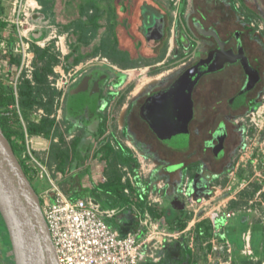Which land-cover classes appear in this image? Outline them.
I'll return each mask as SVG.
<instances>
[{"label": "flooded vegetation", "instance_id": "obj_1", "mask_svg": "<svg viewBox=\"0 0 264 264\" xmlns=\"http://www.w3.org/2000/svg\"><path fill=\"white\" fill-rule=\"evenodd\" d=\"M147 4L149 9L142 10L141 14V48L138 49L136 40L132 41L133 50L121 44L133 59L139 56L135 52L144 53V47L158 58L167 40L166 10L155 2ZM223 7V0H193L190 26L185 31L193 48L185 57L193 55L194 60L184 72L161 77L137 96L127 98L130 104L123 116L124 128L138 149L146 156L156 158L164 175L171 172L170 167H176V176L185 178L197 195L211 190L213 180L230 173L235 166L237 153L246 147L245 129L236 119L247 116L259 104L264 91V45L254 27L245 23L234 7L229 11H223ZM252 10L264 17V5L255 4ZM162 27L164 30L160 35L158 29ZM212 29L217 31L218 37L202 32ZM204 41V46L198 49ZM220 52L228 61L221 69L204 73L199 78L191 94L194 115L188 123V133L182 134L173 120L176 105L182 100L178 81L186 71ZM67 56L65 72L69 75L72 69L75 70L71 71L60 97L63 109L57 120L63 123L65 139L69 143L79 141L81 163L85 164L94 160L89 157L91 154L101 149L107 151L109 144L116 145L114 131H106V127L111 111L117 102L124 101L132 82L122 83L125 72L104 61L80 62L70 67ZM179 64L178 56L172 61L152 64L148 70L161 71ZM248 86L251 87L246 90ZM102 128H105L103 133ZM51 137L53 142L59 141V137ZM212 225L205 220L197 227L209 232Z\"/></svg>", "mask_w": 264, "mask_h": 264}, {"label": "rangeland", "instance_id": "obj_2", "mask_svg": "<svg viewBox=\"0 0 264 264\" xmlns=\"http://www.w3.org/2000/svg\"><path fill=\"white\" fill-rule=\"evenodd\" d=\"M13 1L14 0H2L5 6V10L1 12L2 15L10 11ZM51 1L54 5V12L46 17L44 14H41L40 19L33 17L30 23L25 27L27 29L32 51L33 44L39 45L38 42L44 43L46 41L47 45L42 48L51 47L52 51L58 56L59 62L55 64V70L56 68L59 69L61 66L65 68V58L71 53L72 46L76 42L75 35L72 32L71 34L65 31L63 26L79 17L80 0H60L61 6L64 7L62 11L55 10L56 0ZM152 1L162 5L168 14L169 32L165 45L160 51L158 58H155V53H151L152 50L145 47V54L143 53L146 55L145 57H143L141 51L135 52L136 55L139 53V56H136L135 59L126 58L119 52H114L109 55L99 53L93 57H84L81 62L87 63L99 58V61H104L110 64L114 69L125 72L122 83L132 82L131 86L126 91L124 101L117 102L114 110L111 111V119L106 127V131H114L116 146H119V144L132 146L134 152L141 158L143 178L151 182L154 188L152 199L155 200V203L159 204V207L157 206L154 208L158 212H164L171 208L170 200L172 196H166L163 193L165 179L158 173H155L156 169L159 168L157 166L158 162L156 158L146 156L142 150L138 149L131 134L124 128L125 123L123 121V116L128 104H130V102H127V98L129 99V97L137 96L150 83L161 79V77L176 76L184 72L194 60L195 56L193 55L189 58H184V56L192 50L193 42L188 38L182 26V22L179 21L178 18L179 11L183 9V16L188 21L193 0H187L185 4H182L181 0ZM99 2L101 4H107L109 0H98V3ZM223 3L225 6L223 7V11H229L231 7H234L235 10H237L238 16L245 23L254 27L255 34L258 35V38L264 45V17L259 16L252 10L255 4L263 6L264 0H223ZM147 9H149L148 4L143 6L144 12ZM101 10L106 11L104 8H101ZM91 12H94L93 8ZM107 14L108 13H106L103 18V21L107 22V25H109L110 22L108 21ZM16 28V26L10 28L8 32L6 31V34L8 33L11 38L14 39L16 36ZM53 31L57 33L58 37L48 41ZM109 32L107 26H103L94 43L99 44L102 38ZM205 43L206 41L200 43L198 49L202 48ZM123 44L125 48L133 50V43L128 39ZM178 56L181 61L177 66H173L169 69L165 67L161 71L157 70L152 72L148 70L152 64H161L168 60L172 61L174 58H178ZM2 59L3 58H0V82H3L6 86L15 88L13 76H16V68L10 70L8 66L3 64ZM54 75H56V73L51 76ZM60 105H62L63 109V104ZM236 122L243 125L245 129L246 147L237 153L235 166L231 169L230 173L216 179L214 183L215 187L213 188L215 192L211 194L212 196L210 198L195 203V206H189L187 211L182 214L183 220L178 224V228L171 222L170 224L172 225H169L168 229L171 233L178 232L183 229V227L189 226V223L194 219L196 214L200 216L202 212L204 215L206 214L205 216L207 218H209V216H216L219 209L226 210V213L233 214L236 218H241L243 214H248L250 216V222L247 225L242 223L237 226L234 222L229 225V229L232 232L231 234L235 235L237 242L241 244V246H239L241 248L240 250L235 251L233 255L231 253V261L232 264H234L233 260L236 258L238 264H264V91L259 97V104L254 107L247 116L237 118ZM38 156L42 163L47 165L52 178L57 179L61 176L57 169H55L56 163L51 159V155L43 153ZM99 159L101 162L103 158L100 156V158H95L93 160L92 165L94 167L99 163ZM121 170H123L121 171L122 173L126 172L124 168H121ZM82 173V171L79 172L78 180H82L83 176H85H82ZM95 174L97 175L95 179H98L99 171H96ZM126 177L127 175L125 178ZM30 178L40 196L50 188V182L47 178H34L32 175H30ZM85 180L88 181V177H85ZM90 181L91 183L94 181L92 176H90ZM59 186L65 191H68V188L71 186V181L68 178H64L59 182ZM90 188H93V185H90ZM74 197H76V195ZM241 219L245 220L243 218ZM8 239L9 238L0 235V264L12 263L5 259L3 253V248L6 247L5 244H9ZM249 242L253 245L251 253L246 247ZM227 255L230 254L228 253Z\"/></svg>", "mask_w": 264, "mask_h": 264}, {"label": "trees", "instance_id": "obj_3", "mask_svg": "<svg viewBox=\"0 0 264 264\" xmlns=\"http://www.w3.org/2000/svg\"><path fill=\"white\" fill-rule=\"evenodd\" d=\"M182 1L184 4L187 2V0ZM40 2L43 5V9L34 15L36 19H40L41 14H44L46 17L54 12V5L51 0H40ZM92 8L94 12H91ZM79 9V17L63 26L65 31L72 32L76 37V42L72 46L71 53L67 56L70 67L79 64L84 57H93L99 53L109 55L114 52H119L122 53L124 57L133 59L127 50L121 48L123 42L120 41L118 32L122 29V26L119 22H112L110 19L108 20L110 24L107 25V22L103 21V11L95 1L86 5L80 3ZM4 10L5 6L2 0H0V29L5 28L7 25L2 19L1 12ZM103 26H107L110 32L102 38L99 44H95L94 41L99 36V31ZM124 28L127 30L129 36L137 41L138 38L132 32L133 26L127 24ZM137 45L138 49H140L141 42L138 41ZM33 51L35 53V58L32 78H29L26 73H23L17 86L18 104L20 106L21 115L26 123V128L30 136L41 135L50 137L52 135L54 137H59L58 142L52 143L51 159L57 164V170L63 177L71 181L68 192L79 193L77 169H79L82 159L81 146L78 140L69 143L65 139V131L62 128L63 123L58 121L56 117L62 93L52 85L50 80V76L55 74L54 68L55 64L59 62V58L52 51L51 47L42 48L39 45L33 44ZM184 58L188 57L184 56ZM13 61L19 62L20 59L13 58ZM16 103L14 88L0 82V124L26 174L30 178L31 170L22 157L23 152L26 150V135ZM39 109L44 110V114L41 116L36 114ZM100 131L103 133L105 128H102ZM106 153L107 159L112 157L110 167L113 168L114 171L111 173V177L108 181L102 182L100 189H103L111 198V205L120 201L128 202L132 200L140 209H144L149 195V187L142 186L144 182L140 173L138 159L128 146L122 144H119L118 148L109 144ZM36 155L38 156L39 153H36ZM95 156L96 154H91L89 157L94 158ZM119 165L127 166L129 170L132 171V175L136 180V187L131 186V184L128 186L123 184V174L119 169ZM127 187L131 189V197L125 192ZM41 203H44L42 198ZM0 235L8 238L1 215ZM5 246L6 247L3 248L5 259L11 261V264H13L12 258L7 255L10 250V243L7 245L5 244ZM185 252L187 257L192 256L188 246ZM234 264H238L236 258L234 259Z\"/></svg>", "mask_w": 264, "mask_h": 264}, {"label": "crops", "instance_id": "obj_4", "mask_svg": "<svg viewBox=\"0 0 264 264\" xmlns=\"http://www.w3.org/2000/svg\"><path fill=\"white\" fill-rule=\"evenodd\" d=\"M59 1L60 0H56L57 3L55 10L62 11L64 7L61 6ZM94 1L98 3V0H80V3L86 5ZM181 2L183 4L182 0ZM99 3L98 6L106 10L103 11V18L105 17L106 13H108V20L111 19L112 22H119L121 24L122 29H120V31L118 32V36L121 42L124 43L127 39L130 42L134 41L129 36L127 30L124 28V26L127 24H131V26H133L132 32L138 38L136 42H142L143 29L141 25V14L143 6H145L147 3H154L152 0H109L107 4ZM182 12L183 9L179 11V21L182 22V25H184V30L187 31L186 29H188L189 27V19L187 21L184 18ZM144 48L142 49L143 51ZM51 136H31L33 138L32 151L35 155L36 153H44L46 155H51V146L53 143V139ZM36 139L44 141V144L37 145L35 142ZM116 147L118 148V146ZM128 147L130 148L134 156L138 159V162L140 164V173L143 178V171L141 166L142 160L134 152L132 146ZM95 154L96 156L94 157V159L100 158V156L103 159L101 160V162L99 159V163L96 167L92 165L93 161L85 164L80 163L79 169H77V178L79 172L81 171L83 172L82 176H85H83L82 180L79 179V182L77 183L80 192H72L70 193V195H76V197L92 199L93 202L98 206L99 210L101 211L103 217L108 222V224L119 230L122 234L132 232L135 233L137 237L142 240L152 234L150 240L146 245V251L148 252V254H150V256H148L144 260L143 264H232L231 253L233 255L235 254V251L240 250L241 248L239 246H241V244L237 242L235 235L231 234V231L228 233L227 238L215 235V232L217 230H215L214 224L211 226L212 230L209 232L203 229L198 230L197 226L200 222H204L205 220L207 222H211L205 216L206 214H203V212L202 214H200V216L196 214L194 219L189 223V226L187 225L183 227V229L178 231L179 233L175 232L174 234L178 233L175 237H169L167 235L171 233L168 229V226L172 225L170 223L173 222V225L178 228V224L181 223V221L183 220L182 214L187 211L189 206H195V203L202 201V199L210 198L212 196L211 194L215 192L213 191V188L215 187L214 183L216 179H214L212 182L213 187L211 190L209 189L204 193H198L197 195L196 191H194L192 188L190 189V187L188 186L189 183L185 180V178L179 179L176 176V174L174 173L176 167H170L168 170H170L171 172H168V175H164L163 173L165 171L163 172L159 167L156 169L155 173H158L159 175H161L162 178L165 179L163 193L166 196H172V199L170 200L171 208L165 210L164 212H158L157 210H155L154 207H159V204L155 203V200L152 199L154 188L152 187L151 182L145 180L144 178V183L142 184V186L149 187V195L144 209H140L132 200H129L128 202L120 201L118 203H115L114 205H111V198L108 196L107 193L104 192L103 189H100V186L103 181H108L110 179L111 173H113L114 171L113 168L110 167L112 157H110V159H107V153L104 150L102 151V149L100 150V152L98 151ZM37 157L39 158V156ZM120 167L124 168V170L126 171L125 173L121 172L123 174V184L126 186L131 184V186L136 187L137 184L135 178L132 175V171H130L127 166L119 165L120 171H123ZM55 169H57V164L55 166ZM96 171H99L98 179H95V176H97L95 174ZM58 173L61 174L59 171ZM126 175L127 177L125 178ZM90 176L94 178V181H92V183L90 181ZM85 177H88V181L85 180ZM58 178L59 182L64 179L62 174ZM90 185H93V188H90ZM125 192L128 196H132L131 189L129 187L126 188ZM175 198H179L185 203V209L181 210L172 207V201ZM218 211L219 217L217 218L225 217L224 214L226 213V210L219 209ZM241 218L245 220H242ZM241 218L233 217L231 219H228L227 221L229 223L234 222L237 224V226L241 225L242 223L247 225L250 222L249 215H243ZM204 232L205 234H203ZM248 245H250L252 250V243L249 242ZM187 246L191 251V257L186 256L185 250ZM216 247L217 249H215ZM228 253L230 255H227Z\"/></svg>", "mask_w": 264, "mask_h": 264}, {"label": "built area", "instance_id": "obj_5", "mask_svg": "<svg viewBox=\"0 0 264 264\" xmlns=\"http://www.w3.org/2000/svg\"><path fill=\"white\" fill-rule=\"evenodd\" d=\"M42 9L43 5L39 0H14L12 2L10 11L2 15L7 25L0 30V58H3V64L10 70L16 68V76H13L16 107L26 135V150L22 157L34 178H47L50 182V188L41 195L44 200L42 209L60 264H143L144 260L150 256L146 251V245L152 234L143 240L132 232L122 234L108 224L92 199L74 197L60 187L59 178H52L48 167L32 151L33 138L29 135L21 115L17 86L23 73H26L29 78L33 75L35 53L31 49L25 26L30 23L36 12ZM14 26L17 28L13 39L8 33L6 34V31L8 32ZM57 37V33L53 31L48 41ZM38 44L45 47L47 42H38ZM13 58H19L20 61H13ZM55 73L56 75L50 76L52 85L64 93L69 75L65 72L64 66L56 68ZM61 113L62 105L59 106L57 119H60ZM36 114L41 116L44 110L39 109ZM224 216L226 220L234 217L229 213H225ZM217 217H219L218 213L214 217L209 216L208 219L214 224ZM177 234L167 235L175 237ZM247 250L252 252L250 245H247Z\"/></svg>", "mask_w": 264, "mask_h": 264}, {"label": "water", "instance_id": "obj_6", "mask_svg": "<svg viewBox=\"0 0 264 264\" xmlns=\"http://www.w3.org/2000/svg\"><path fill=\"white\" fill-rule=\"evenodd\" d=\"M163 27L158 29L162 35ZM218 37L215 30L202 31ZM223 52L210 56L198 66L186 71L179 79L181 102L173 116L175 127L182 134L188 133V123L194 115L191 94L201 75L221 69L228 61ZM251 86H248L249 89ZM245 90V91H246ZM172 207L185 209V203L175 198ZM0 215L8 234L10 250L7 255L13 264H60L47 220L44 216L41 196L26 174L18 156L0 124ZM225 217L217 218L215 235L227 238ZM217 264V263H214Z\"/></svg>", "mask_w": 264, "mask_h": 264}, {"label": "bare ground", "instance_id": "obj_7", "mask_svg": "<svg viewBox=\"0 0 264 264\" xmlns=\"http://www.w3.org/2000/svg\"><path fill=\"white\" fill-rule=\"evenodd\" d=\"M35 142H36L37 145L44 144V141H41V140H39V139H36Z\"/></svg>", "mask_w": 264, "mask_h": 264}]
</instances>
